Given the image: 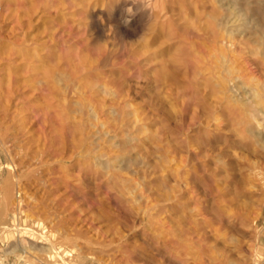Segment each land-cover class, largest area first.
<instances>
[{"label":"rangeland","instance_id":"1","mask_svg":"<svg viewBox=\"0 0 264 264\" xmlns=\"http://www.w3.org/2000/svg\"><path fill=\"white\" fill-rule=\"evenodd\" d=\"M115 1L0 0V208L9 184L14 201L0 264H64L50 243L70 264H264V104L259 123L233 115L199 72L214 66L212 12L229 4L170 0L178 36L158 30L146 46L131 1L114 31ZM232 1L247 30L227 48L244 80L226 96L255 105L264 22L245 13L264 0ZM82 93L106 110L86 128L68 112ZM123 147L125 170L98 165Z\"/></svg>","mask_w":264,"mask_h":264},{"label":"bare ground","instance_id":"2","mask_svg":"<svg viewBox=\"0 0 264 264\" xmlns=\"http://www.w3.org/2000/svg\"><path fill=\"white\" fill-rule=\"evenodd\" d=\"M129 1H131L133 5H135V6L137 5V8H138L137 10H139V12H140L141 28L139 31V34H140L139 36H140V39L146 43V46H147V42H148L146 39L149 37L154 38L157 35L158 30H161L162 33H167L166 36L168 37V39H173V38L178 36L179 31L177 30V28L175 29L173 16L170 14V9L168 6L170 0H116L115 1L116 3L111 5V7L109 8L110 13H109L108 22L113 25L114 31L117 34L122 31V28H121V25L119 24V21L115 15H117L116 13H118L120 6H122L123 4L124 5L127 4ZM217 1L219 2L220 5L218 4ZM217 1L216 2H217V5H219V9L226 7V5H228V4L230 7L227 6V9L229 7V11L227 14L226 13L224 14L222 11H219V10H217L216 12H212L214 14L211 16V18H212L211 22L209 23V25L208 24L207 25L209 26V28L212 32V33H210L211 34L210 36H213V43L215 45V52H213V54L211 56V60H210V62L214 63V66L213 67L208 66V61L206 60V63L204 62L206 64V71H205L206 73L199 71L200 76L206 77L207 75H210V76H208V78L205 79L206 85L212 84V89L214 91L218 92V94H222V96H223L222 99H224L225 102L228 104V110L231 114L235 115L238 112H241L247 118H254V119L258 120L259 118L255 114V111L259 112L260 111L258 109L259 105L264 104V90H263V88L260 89V87H259L258 89H256L257 92L255 94H253V95H256V97H259V99H260V101H259L260 103L257 101L258 103H255V105L245 104L242 101V99L239 98V96H238V98L236 97L237 99L235 100V94H234V96H230V97H227L228 95L226 96V91H228V90L230 91L232 88V87L230 88L231 83H233L237 79H243L244 80V78H243L244 76L243 77L239 76L238 73H236V68L232 64L235 56L231 55L232 51H230V49L227 47H229L228 44L232 43L233 40H235L236 33L239 32V30H241L242 27L243 28L245 27L244 25L247 24L246 23L247 21L243 22L246 24H244L242 26L241 25L236 26L237 23L241 24L240 23L241 22V20H240L241 16H240V12H237L236 6L238 4L235 3L236 1L234 2L236 4V6L231 5V3L233 2L232 0H231V2L229 1V3H227L224 0H217ZM232 6H234V7H232ZM126 7H128V6H126ZM259 11L261 12V14L259 13L261 15V21L264 22V8H263V10H261L258 7L255 9H250V12L245 13V14L247 16L249 14L255 15ZM243 16H244V14H243ZM118 18H120V17H118ZM244 18H245V16H244ZM244 18L242 20H244ZM261 21H260V24H262ZM137 22H139V21H137ZM248 23H250V22H248ZM89 26H90V31L95 32L92 34L91 37H94L95 41L100 42L101 36L99 34V27H98L97 23L95 21H93V19H91ZM259 26H261V25H259ZM210 30H209V32H210ZM246 30L247 29H245L244 31H246ZM244 31H241V33ZM255 36H256V34H255ZM148 40H150V38ZM255 40L257 41L256 38H255ZM224 45H227V46H224ZM263 54H264V52H263ZM209 57H210V55H209ZM199 58H200V56H199ZM198 64H200V63H198ZM160 74L162 76H168V75H170V72L167 69L166 70L164 69L163 71H161ZM56 82L59 84V82H61V80H58ZM248 83H250V82L248 81ZM236 87H237V85H236ZM239 88H241V87H239ZM79 96H80V99H79L80 101L78 100L79 102H73L75 107H74V109L72 107H70L68 109V112L74 116V118L72 117L74 120H77L78 118H80V120L82 121L81 125L84 124V126L86 128L87 126L85 124H87L88 127L91 126L93 124V119L95 120V118H99L100 113L104 114L106 112V110H105V106L98 103V101L95 99V97H86V95L84 93H82ZM245 96H247V95H245ZM243 98L245 99V97H243ZM213 103H214V101H213ZM218 118L219 117L217 116L216 120L218 122H221V119H218ZM116 120H117V117L112 119V122L116 121ZM259 120H258V123H259ZM77 126L78 127L76 129L79 131L84 129V128L80 127L78 124H77ZM85 132H87V131L85 130ZM85 132H83V133H85ZM83 133H82V135H83ZM89 134H90V131L88 132L87 135H89ZM93 150L94 149H92V151ZM124 153H125V148L123 147L118 152H115V155L112 158H110L107 163L98 162V165H100L102 167V169H107L108 171L113 170L115 172V171L125 170L124 167L126 165H128L127 161H130V160L127 158V155H125ZM8 155H9V153H8ZM11 160H13V159L11 158ZM123 162H127V163H125L123 166L122 165ZM5 190H6V193H5V195L3 194V197H2L3 201L1 203V208H0V225H1V227L3 225V227L0 229H2V231H3V229L10 231L11 228L9 226L8 227H7V225L4 226V224H5L4 217L6 215H8V211L10 212V210H9L10 205L12 203L13 204L11 206L14 205V201H12V191H13L12 185L11 184L7 185ZM18 194H19V192H18ZM21 210H22V208H21ZM21 210H18V211H21ZM14 213H16V212H14ZM18 213L20 214V212H18ZM21 214L23 217L22 219L29 220L30 217L25 212L24 213L21 212ZM11 219H13L12 220L13 222H15V220H16L15 216ZM13 226H15V224ZM14 230H18L21 233L30 234L33 236L36 234V231L34 229H32L30 227H26V226L21 227V228H15ZM40 233H42V232H40ZM5 239H7V238H5ZM2 240H4V239L2 238ZM50 245H51V248L48 250V252H49V257L51 259H54L56 256H58L64 264H70L65 259V256L71 255L69 252H67V251H64L63 253L59 252L57 244L50 243ZM59 245H60V243H59ZM24 261H25V259H24ZM32 262H34V261H32Z\"/></svg>","mask_w":264,"mask_h":264}]
</instances>
